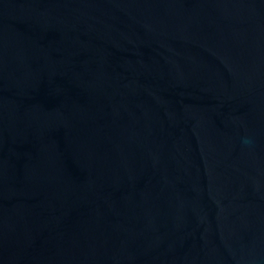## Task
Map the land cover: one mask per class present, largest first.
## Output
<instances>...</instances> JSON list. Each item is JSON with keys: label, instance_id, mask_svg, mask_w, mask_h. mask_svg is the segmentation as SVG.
I'll return each mask as SVG.
<instances>
[{"label": "water", "instance_id": "1", "mask_svg": "<svg viewBox=\"0 0 264 264\" xmlns=\"http://www.w3.org/2000/svg\"><path fill=\"white\" fill-rule=\"evenodd\" d=\"M0 264H264V0H0Z\"/></svg>", "mask_w": 264, "mask_h": 264}]
</instances>
